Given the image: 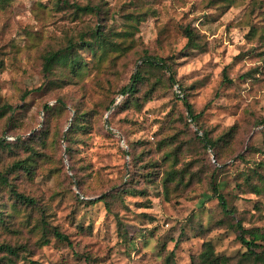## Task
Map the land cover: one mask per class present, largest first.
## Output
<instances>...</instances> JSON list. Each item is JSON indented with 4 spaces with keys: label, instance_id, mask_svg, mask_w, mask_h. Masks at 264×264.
I'll use <instances>...</instances> for the list:
<instances>
[{
    "label": "rangeland",
    "instance_id": "obj_1",
    "mask_svg": "<svg viewBox=\"0 0 264 264\" xmlns=\"http://www.w3.org/2000/svg\"><path fill=\"white\" fill-rule=\"evenodd\" d=\"M186 26L199 47L186 46ZM96 27L130 32L132 48L98 59L78 40ZM67 41L81 73H44L42 55ZM147 57L171 65L197 124L166 71L141 67L137 91L121 93ZM2 141L0 246L18 252L0 250V264H165L173 249L172 264H191L207 241L236 264L246 248L234 220L246 239L264 235V0H0ZM19 159L26 168L14 169ZM171 167L181 181L165 189ZM212 179L232 216L210 196Z\"/></svg>",
    "mask_w": 264,
    "mask_h": 264
},
{
    "label": "trees",
    "instance_id": "obj_2",
    "mask_svg": "<svg viewBox=\"0 0 264 264\" xmlns=\"http://www.w3.org/2000/svg\"><path fill=\"white\" fill-rule=\"evenodd\" d=\"M79 9V8H78ZM81 10H87L90 9L89 7H83L80 8ZM89 40L84 41V35L82 34L78 40H81V45L79 47H85L87 48L93 56H98V59H103L106 56H108L111 53H117L121 54L123 52H128L133 45L132 38L130 40H127L128 35L130 32L121 31L118 33H115L113 37H110L109 34H107V31L103 30L102 28H94L90 29L89 31ZM184 36L187 38L186 46H191L192 48L199 47L197 41H196V35L195 33L186 26L183 30ZM127 42V43H126ZM76 41H67L66 45L62 49H58L56 51L48 50L42 55V66L44 73H49L53 66L60 64L61 66L68 68L70 72H74V74H80L81 69L84 67L85 63L83 62V59L77 54L76 51H74L76 47ZM146 67L153 70H161L168 72V76L166 77V81L170 87H172L175 83H177L176 76L174 74V71L171 67V65L162 58L157 57H147L143 60L142 64L138 66L136 69V72L131 76L132 83L130 85H126L121 89V93L125 94L128 93V96H132L133 93L137 91V85L140 83H143L145 73H142V68ZM222 76L224 77L220 84H224L226 81L225 75L226 70L223 69L221 72ZM178 84V97L177 99L184 102L187 111L188 116H185V120L188 121L190 119L191 121L195 122L197 124V119L199 117V114H196L192 110V106L188 102V94L186 92V88L181 84ZM30 93V91L26 90L23 94V96H26ZM145 99L149 100V96L147 93H145ZM113 100H110L109 104L106 106V109H109L112 105ZM45 112H50L52 109L51 106L45 105ZM77 116L75 115L73 119L71 120L65 135L63 138L67 140V136L69 132H72V130H75L79 123H77ZM78 129V128H77ZM198 129L201 130V135H199L197 132L194 133L195 138L198 139V141L201 143V145L204 147V149H215L218 145V140H213L209 137L208 132L204 130L202 127L198 126ZM9 145V142L2 141L0 142L1 147H7ZM30 152L33 153V150L31 149ZM27 160L25 159H19L14 164V169L26 168L25 165ZM178 171H175L172 167L169 169V171L166 173L165 177V189L168 188V184L177 181L179 184L181 179H178ZM0 181H3L6 183L5 176L0 175ZM254 186V185H253ZM210 187L212 195L211 197L215 198L217 200V203L220 205L222 212L225 216H232L234 213V210L229 207L227 200L225 199L224 195L221 193V191L218 188V185L216 184L213 179L210 181ZM263 189H264V182H263ZM255 190L259 191L260 188L257 189L256 186H254ZM126 190V189H124ZM11 196L14 197L16 200L21 201L25 204H31L34 205V200L24 196L17 191H14L10 188ZM114 196V195H113ZM99 201L104 202L105 204H108V199H106V195H103L102 197H99L97 199ZM1 220V218H0ZM3 221V218H2ZM233 225L235 229L240 232V240L245 245L246 251L242 253L239 260H237L236 264H242V262H246L247 264H264V247H260L261 245L257 243V240L262 239L264 240V235L262 233H258L253 235V237L246 239L243 234L248 233L247 229H244L242 226V222L240 219L234 220ZM54 237H56L59 240L67 241L68 237L58 231L57 229L53 230ZM0 250L4 251V253L8 254L9 256L17 255V248H12L8 245H2L0 246ZM1 251V252H2ZM175 254V250H171L168 255L165 256V264H172V257ZM2 259V258H1ZM230 258L222 255H218L215 253L213 245L207 241L203 243L202 250L198 253L196 257L192 259L191 264H227L229 263Z\"/></svg>",
    "mask_w": 264,
    "mask_h": 264
}]
</instances>
